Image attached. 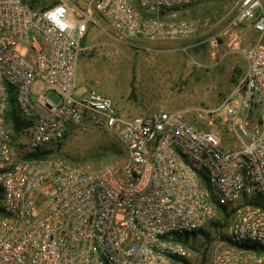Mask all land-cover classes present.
Returning a JSON list of instances; mask_svg holds the SVG:
<instances>
[{
    "label": "built area",
    "instance_id": "1",
    "mask_svg": "<svg viewBox=\"0 0 264 264\" xmlns=\"http://www.w3.org/2000/svg\"><path fill=\"white\" fill-rule=\"evenodd\" d=\"M44 1L0 0V264H180L189 248L177 235L213 221L222 227L209 264H264V45L242 48L245 69L208 110L233 135L227 146L193 126L187 109L124 118L101 91L75 93L94 14L119 40H186L199 20L163 11L193 0ZM232 11L214 38L239 26L264 32V0H237ZM9 89L27 122L14 145ZM85 118L118 133L123 165L27 156L54 149Z\"/></svg>",
    "mask_w": 264,
    "mask_h": 264
},
{
    "label": "rangeland",
    "instance_id": "2",
    "mask_svg": "<svg viewBox=\"0 0 264 264\" xmlns=\"http://www.w3.org/2000/svg\"><path fill=\"white\" fill-rule=\"evenodd\" d=\"M236 1L193 0L192 5L176 10L195 6L192 11L188 12L197 13L199 16L183 19L199 20V26L203 24L214 25L215 28L212 31V35H215L230 19ZM94 18L105 29L104 33L107 35H105V38L109 37L114 44L109 55L102 52V46L100 45L94 46L87 51L88 56L91 57L97 67L92 72V80L99 86L106 88V94L112 97L107 91L109 90L119 100L132 102L134 101V98L131 97L133 91L140 90V78L145 77L146 83L142 88L141 95L135 92L136 98L139 96L145 99L146 109H150L145 113L161 109L160 107L164 105L160 104L162 102L169 103L176 108H186L187 112L185 114L193 126L212 130L224 139L225 145H234L233 135L229 132L222 117L215 112L208 111L216 105L219 99L212 104L200 101V95L196 93L194 83L191 82V75L195 74L196 67V62L192 59L195 54L192 44L194 43L193 41L199 40L196 36L186 39L185 47L179 50L171 49L166 55L167 57H172V59L168 60L171 68L166 71L170 80L167 84L162 83L161 87L157 89L154 88L150 81L159 73V70L154 69L156 60L149 59L150 57H156L154 51L149 49L148 46L142 47L143 44L138 43L137 39L125 41L117 39L110 26L98 14H94ZM91 25L89 26L88 34L91 35L93 30L96 31V34L97 28L100 27L96 26L97 24L95 23H91ZM261 35L254 33L252 41L261 43ZM138 45H141V48H138ZM173 48H178V46L175 47L173 45ZM141 66L147 67L142 69ZM40 86L41 82L37 80L33 85V89L39 90ZM46 96L54 101L59 99L58 95L51 91H47ZM70 125L72 126L67 129V136L63 139L62 146L58 151V154L64 156L70 162L77 164L86 163L93 166L105 164L121 166L127 161L126 149L120 142L116 131L96 126L88 118L77 124ZM204 229L208 232L209 237H212L211 240L208 243L205 242V235L199 232L192 235L189 239V255L180 264H209L207 256L210 258L209 253H211L214 240L212 223H209ZM204 251H206L205 254Z\"/></svg>",
    "mask_w": 264,
    "mask_h": 264
},
{
    "label": "crops",
    "instance_id": "3",
    "mask_svg": "<svg viewBox=\"0 0 264 264\" xmlns=\"http://www.w3.org/2000/svg\"><path fill=\"white\" fill-rule=\"evenodd\" d=\"M192 5V4H191ZM189 6V5H188ZM186 7V6H183ZM195 7V6H194ZM194 7L185 8L180 10H173L168 13V15L174 19H183L187 17H196L199 16L197 13H190ZM181 8V7H180ZM91 24H89L90 26ZM86 34L83 37L82 45L83 50L80 52L78 61H77V71H76V94H82L88 89L96 88L102 93L106 94V88L99 86L94 80H92V72L97 68L94 65V61L91 57L88 56L87 51L94 46H102V52L108 54L112 52L114 44L108 38H105V29L101 26V23H98L96 26L100 27L97 33L96 31H91V35L88 34L89 27ZM92 26V25H91ZM214 25L203 24L198 28V42H201V45L195 50V54L192 59L196 62L195 74L191 75V82L194 83L195 91L198 93L200 101L205 102L206 104L214 103L217 99L226 94L231 86L233 80L239 76L245 69L246 62L242 55V48L250 46L255 42L252 41L254 33L258 34L255 30L248 26H239L231 29L232 35L223 36L214 38L212 31L214 30ZM260 34V33H259ZM107 36V35H106ZM116 37V36H115ZM260 37V35H258ZM118 39V38H117ZM138 43L143 44L142 47L148 46L149 49H152L156 57H150V60H156V65L154 69L159 70L157 76L153 77L150 81L154 85V88L159 89L162 83H166L170 80L166 71L171 68L169 66L168 60L172 57H167L171 49L179 50L180 48L185 47L186 40H143L137 39ZM86 42V43H85ZM260 43V42H256ZM255 43V44H256ZM173 45L178 48H173ZM141 48V45L137 46ZM153 67L152 65H148ZM106 67V66H105ZM147 66H141L142 69H145ZM193 71V69H191ZM146 78H140V90H135V92L141 95L143 86L145 85ZM102 87V88H101ZM108 93L112 95L109 96L112 99L115 110L122 117H128L132 115L143 114L150 109H146L145 99L140 98L135 95L133 91L134 101L130 102L126 100L125 102L118 99L117 96H114L113 92L107 90ZM218 103V100L216 104ZM160 107L165 111H175V110H184L186 108H176L169 103L162 102ZM209 104V105H210ZM209 107V106H207Z\"/></svg>",
    "mask_w": 264,
    "mask_h": 264
},
{
    "label": "trees",
    "instance_id": "4",
    "mask_svg": "<svg viewBox=\"0 0 264 264\" xmlns=\"http://www.w3.org/2000/svg\"><path fill=\"white\" fill-rule=\"evenodd\" d=\"M26 1H28L30 3V5L32 7H34V8H41L45 4L44 0H26ZM191 4H189V5H191ZM186 6H188V5H186ZM178 8H180V7H175V8L168 9L166 11H163V13L168 14L170 11L176 10ZM263 33H260V34H262L261 35L262 36L261 37V43L264 44V35H263ZM258 34H259V32H258ZM193 42H194L192 44L193 49L196 50L199 47V45H201V42H198V40H195ZM7 97H8V105H7V108H6V111H5V121H6L7 126L10 129L12 143L14 145V144H16V141H17V138H18L19 134L26 127L27 122H25L22 118H20V115L18 114V112H17V110L15 108V105H14V92H13L12 89H9ZM69 126H72V125H68V127L66 128V130H65V132L63 134L62 140L57 142V144H56L54 149H46V150L32 152V153L28 154L27 156H29V157H46L48 155L62 156V155L58 154V151H59V149L62 146L63 139L67 136V129L69 128ZM62 157H64V156H62ZM1 196H2V190L0 188V198H1ZM2 214H3V210H2V208L0 206V215H2ZM211 223H212V227H213L214 231L215 230L217 231L218 229H220L222 227V223H220V222L213 221ZM197 232L202 233V234L205 235V242H207V243L212 238V237H209L208 232L204 228H199V229L193 230L192 232H189V233L179 234V235H177V239L183 241L189 248L190 247L189 239L191 238L192 235H195ZM205 253H206V251H204V254ZM205 260H206V256H205ZM181 261L184 262L185 258L180 259V262Z\"/></svg>",
    "mask_w": 264,
    "mask_h": 264
}]
</instances>
